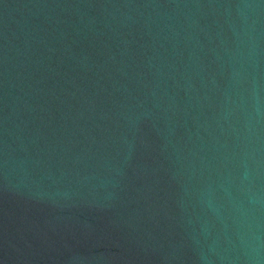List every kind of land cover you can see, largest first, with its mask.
Masks as SVG:
<instances>
[{
    "label": "water",
    "instance_id": "95a60500",
    "mask_svg": "<svg viewBox=\"0 0 264 264\" xmlns=\"http://www.w3.org/2000/svg\"><path fill=\"white\" fill-rule=\"evenodd\" d=\"M0 264H264V0H0Z\"/></svg>",
    "mask_w": 264,
    "mask_h": 264
}]
</instances>
